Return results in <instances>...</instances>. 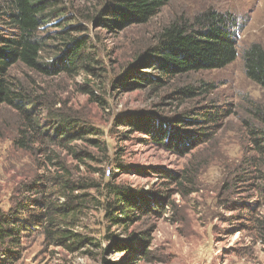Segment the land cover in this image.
Here are the masks:
<instances>
[{
  "label": "rangeland",
  "instance_id": "1",
  "mask_svg": "<svg viewBox=\"0 0 264 264\" xmlns=\"http://www.w3.org/2000/svg\"><path fill=\"white\" fill-rule=\"evenodd\" d=\"M66 6L71 11L65 17L41 28L46 42L42 60L56 61L65 47L62 37L71 33L87 40L88 52L96 58L89 65L95 69L46 76L18 65L12 74L38 100L37 131L58 122L59 115L97 130L89 136L97 137L104 150L90 148L96 152L95 161H88L90 170L110 168L108 177L116 173L117 183L134 188L143 217L124 227L109 220L105 206L91 208L79 230L100 245L71 252L49 246L43 235L34 233L22 240L17 264H264V156L253 149L249 128L261 125L257 110L264 114V90L247 77L242 58L252 43L264 46V0H171L149 23L119 33L85 19L99 8L95 3L73 0ZM209 9L235 21L240 55L234 62L183 76L162 88L142 80L136 88L122 85L126 67L155 44L166 25L193 21ZM78 26L82 31L74 30ZM144 67L142 72L132 69L131 76L152 78ZM189 83L206 89L194 98L175 93ZM216 111H221L218 119L205 117ZM23 117L0 106V208L5 211L20 198V186L54 170L50 164L39 168L47 160L38 148L62 152L44 141L45 135L31 150L15 146L25 127ZM127 121L162 126L174 139L162 145L138 127L130 131L120 124ZM78 142L79 149L89 146ZM116 160L122 162L121 170ZM81 170L89 175L83 165Z\"/></svg>",
  "mask_w": 264,
  "mask_h": 264
},
{
  "label": "trees",
  "instance_id": "2",
  "mask_svg": "<svg viewBox=\"0 0 264 264\" xmlns=\"http://www.w3.org/2000/svg\"><path fill=\"white\" fill-rule=\"evenodd\" d=\"M72 1L5 0L0 4V106L13 108L24 116L25 121V127L20 129L14 144L19 149L31 150L34 144L42 140L41 135H45L44 141L66 152V156H62V152L55 148L48 150L47 146L39 147L38 153L45 154L47 160L39 168L50 164L54 170L46 177L37 175L30 184L20 186L17 190L20 198L8 211L0 208V264H17L23 255L22 240L34 233L43 235L49 246H62L71 252L87 244L100 245L79 230L81 221L91 208L105 206L109 220L114 225L124 227L133 219L143 217L139 193L134 188L117 183L116 173L107 178L105 168L93 167L90 170L88 161L96 159V152L90 148H100L101 144L97 137L89 135L96 134L97 130L71 116L59 115L58 122L48 124V129L52 131L47 127L46 130L37 131L41 127L35 107L38 100L12 74L18 65L46 76L77 74L80 67H87L91 71L95 69L89 65L96 58L88 52L87 40L69 36L71 33L62 37L66 40L65 47L56 56V61L46 63L42 60L46 42L41 28L49 21L65 17L71 11L66 4ZM83 1L99 7L85 19H91L106 31L119 33L149 23L171 0ZM235 25L232 17L213 9L197 15L190 22H171L157 34L155 44L141 52L126 67V78L122 80V85L136 88L142 86V80L152 87L162 88L183 76L226 67L240 55ZM77 29L82 31L81 26L74 27L78 32ZM242 58L247 77L264 90V46L252 43L243 51ZM145 65L152 78L143 79L142 74L131 76L132 69L142 72ZM204 89L206 87L203 85L189 83L177 88L175 93L194 98ZM220 113L216 111L215 114H205V117L214 121ZM257 115L261 118V125L249 128L253 149L264 156V114L257 110ZM116 123H119L118 120ZM121 123L130 126V131L138 127L165 146L174 139L170 131L159 125L139 121ZM80 140L89 146L79 149ZM100 150L103 151L104 147ZM67 157H71L72 162ZM82 165L89 175L81 170ZM116 165L119 170L122 169V162L117 161ZM94 173L99 177H94ZM91 191L101 197L98 198ZM28 193L29 196H26Z\"/></svg>",
  "mask_w": 264,
  "mask_h": 264
},
{
  "label": "built area",
  "instance_id": "3",
  "mask_svg": "<svg viewBox=\"0 0 264 264\" xmlns=\"http://www.w3.org/2000/svg\"><path fill=\"white\" fill-rule=\"evenodd\" d=\"M110 175H111V169L108 168V169L106 170V176L108 177V176H110Z\"/></svg>",
  "mask_w": 264,
  "mask_h": 264
}]
</instances>
